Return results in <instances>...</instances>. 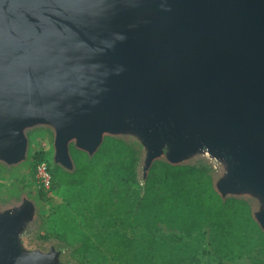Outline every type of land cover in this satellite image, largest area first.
<instances>
[{
	"label": "water",
	"instance_id": "95a60500",
	"mask_svg": "<svg viewBox=\"0 0 264 264\" xmlns=\"http://www.w3.org/2000/svg\"><path fill=\"white\" fill-rule=\"evenodd\" d=\"M92 155L131 136L140 181L154 160L204 155L220 198L247 196L264 234V0H0V162L24 159V130ZM34 206L0 208V264H62L28 249Z\"/></svg>",
	"mask_w": 264,
	"mask_h": 264
},
{
	"label": "trees",
	"instance_id": "16d2710c",
	"mask_svg": "<svg viewBox=\"0 0 264 264\" xmlns=\"http://www.w3.org/2000/svg\"><path fill=\"white\" fill-rule=\"evenodd\" d=\"M139 150L135 143L104 136L90 156L68 145L71 171L57 165L49 168L51 187L81 189L87 183L96 184L98 198L90 215L104 219L103 224L110 227L106 237H98V243L118 264H188L198 251L204 228L218 259L231 260L255 246L264 251V234L252 218L248 200L220 198L207 166L155 160L140 183L136 174ZM34 157V164L45 160L38 152ZM158 223L192 235L186 242L174 235L156 238ZM90 247L89 242H81L72 252L79 255Z\"/></svg>",
	"mask_w": 264,
	"mask_h": 264
},
{
	"label": "rangeland",
	"instance_id": "374dc122",
	"mask_svg": "<svg viewBox=\"0 0 264 264\" xmlns=\"http://www.w3.org/2000/svg\"><path fill=\"white\" fill-rule=\"evenodd\" d=\"M26 151L24 159L13 165L0 162V208L16 205L22 198L32 202L34 213L32 220L21 234V242L28 249L48 250L49 247L62 250V264H118L117 259L104 251L103 244L98 243V237L107 236L110 227L103 224L101 218L91 216V205L98 198V187L94 182L87 183L83 188H65L54 185L48 190L39 186L35 178V153L45 159L48 168L55 165L52 161V131L49 127L37 125L24 130ZM126 142L137 144L131 136H115ZM140 149V148H139ZM140 158L136 166L137 181H140ZM162 160V158L157 159ZM155 161V160H154ZM163 161V160H162ZM182 163L203 164L209 168L212 181L218 177L222 168L219 163L204 155H195ZM248 200L251 211L256 208V201ZM129 234V231L126 230ZM198 251L188 264H259L264 262V251L258 246L248 254H242L231 260L218 259L211 250L204 228ZM250 240H255L251 232L246 233ZM156 238L174 235L181 241H188L190 234L166 228L162 223L154 230ZM64 240V241H63ZM81 242H89L91 247L82 254H75L72 249ZM125 260V257H122Z\"/></svg>",
	"mask_w": 264,
	"mask_h": 264
},
{
	"label": "built area",
	"instance_id": "2783aa9c",
	"mask_svg": "<svg viewBox=\"0 0 264 264\" xmlns=\"http://www.w3.org/2000/svg\"><path fill=\"white\" fill-rule=\"evenodd\" d=\"M35 178L38 181L39 186H41L44 190H48L51 188V176L49 172V168L45 160H39L34 164Z\"/></svg>",
	"mask_w": 264,
	"mask_h": 264
}]
</instances>
